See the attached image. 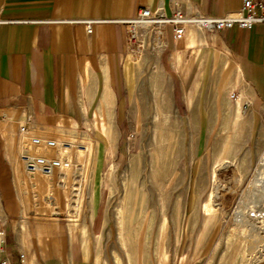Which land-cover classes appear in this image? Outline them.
<instances>
[{
    "label": "rangeland",
    "instance_id": "rangeland-1",
    "mask_svg": "<svg viewBox=\"0 0 264 264\" xmlns=\"http://www.w3.org/2000/svg\"><path fill=\"white\" fill-rule=\"evenodd\" d=\"M155 44L149 40L138 50L133 45L136 87L125 94V107L112 124L56 136L57 143H70L64 183L87 184L79 197L67 196L77 221L62 220L63 194L57 191L40 190L45 201L38 214L82 235L88 229L96 264H114L113 253L122 264H264V220L239 218L259 207L264 216V178L258 192L251 190L260 156L250 139L251 112L210 71L207 56L200 81L195 77L194 85L190 80L182 88L181 79L160 72L161 49ZM86 144L90 155L77 158ZM38 151L56 157L54 149ZM36 179L41 188L51 182L42 175ZM51 179L59 181L56 175ZM122 228L124 246L118 242ZM82 247L86 255L85 242Z\"/></svg>",
    "mask_w": 264,
    "mask_h": 264
},
{
    "label": "crops",
    "instance_id": "crops-1",
    "mask_svg": "<svg viewBox=\"0 0 264 264\" xmlns=\"http://www.w3.org/2000/svg\"><path fill=\"white\" fill-rule=\"evenodd\" d=\"M240 6L241 0H0V228L6 233L4 256L12 264L19 253L28 264H96L87 244L88 229L82 235L68 223L60 225L59 219L45 214L47 218L41 219L37 211L45 201L40 190L57 191L63 194L62 220L71 216L77 221V210L68 215L66 203H74L70 198L79 197L87 184L73 182L69 187L63 179L67 171L58 170L41 188L38 174L28 175L19 164V153L39 152L29 146V136L55 141L56 136L72 135L76 127L113 123L117 111L125 107V94L134 92L138 76L126 22L140 8L165 15L180 9L219 17ZM84 22H91L90 33ZM155 42L161 49L160 72L181 79L182 88L203 76L200 63L208 57L210 71L223 78L231 94L251 112L250 139L261 154L264 27H233L211 34L186 27L183 37L174 40L166 26ZM22 126L27 134L20 133Z\"/></svg>",
    "mask_w": 264,
    "mask_h": 264
},
{
    "label": "built area",
    "instance_id": "built-area-1",
    "mask_svg": "<svg viewBox=\"0 0 264 264\" xmlns=\"http://www.w3.org/2000/svg\"><path fill=\"white\" fill-rule=\"evenodd\" d=\"M130 27L128 32V40L136 49L143 48L148 41L154 42L159 38L166 26L171 27L172 37L179 40L183 37L185 29L192 26L199 31L217 32L237 27L239 29H250L254 25H262L264 27V0H241L240 9L232 14H225L219 17H212L198 12L186 13L180 9H175L170 15H165L161 11H151L146 8L138 9L136 16L127 21ZM87 33H90L91 22H84ZM148 35V36H147ZM264 53V49H263ZM264 82V79H263ZM234 97V94L231 95ZM20 133L27 134L26 127H20ZM60 143V144H58ZM56 142L51 139H41L39 137L29 136V146L35 150L47 151L54 149L58 157L50 158L41 154H31L26 150L19 153V159L28 175H42L49 177L55 170L70 167L71 163L66 158L64 148H68L70 143ZM264 143V140H263ZM62 148L60 150L57 147ZM61 151V153H59ZM256 172L264 171V150L260 154L255 165ZM249 213V216L261 217L258 210ZM6 233L0 228V264H12L5 253ZM15 264H28L24 254L19 253Z\"/></svg>",
    "mask_w": 264,
    "mask_h": 264
},
{
    "label": "bare ground",
    "instance_id": "bare-ground-1",
    "mask_svg": "<svg viewBox=\"0 0 264 264\" xmlns=\"http://www.w3.org/2000/svg\"><path fill=\"white\" fill-rule=\"evenodd\" d=\"M188 27H192V26H188ZM57 147H58V144H57ZM64 150V153H66V158H67V160L70 162V159H69V156H68V153H67V151H68V149L67 148H64L63 149ZM90 153H91V148H90V145H88V144H86L85 145V148L83 149V150H77L76 151V156H77V158H80V157H82V156H86V154H87V156H89L90 155ZM55 156L56 157H58V154L55 152ZM71 163V162H70ZM68 168L69 167H67V168H65V169H60L59 171H66V170H68ZM54 173V172H53ZM44 177V176H43ZM263 178H264V171H261V172H259V174L257 175V177L255 178V180H254V182H253V185H252V187H251V190H252V192L255 190V192L257 191L256 189L258 188V187H261V183H262V180H263ZM257 187V188H256ZM258 192V191H257ZM262 194H264L263 192H261ZM254 194H257V193H254ZM254 194H252V195H254ZM262 196V195H261ZM141 202V201H140ZM75 204H76V206H77V201H75ZM66 209L67 210H74L75 209V207L73 206V208H71L70 206H69V204H68V202L66 203ZM69 207H70V209H69ZM260 208V209H259ZM259 208H256L255 210H258L259 212H260V210H262L261 209V207H259ZM252 211H254V210H251L250 212H252ZM250 212H248V213H240L239 214V218H240V220L241 221H246L247 223H249V221H247V220H250L251 222L253 221V223L254 224H256V223H258V220H259V223H261L262 222V220H264V219H262L261 217L259 218V217H254L255 219H253V218H251L250 216H249V213ZM67 214H69L68 212H67ZM70 215V214H69ZM259 215H261V213L259 214ZM263 215V214H262ZM264 217V216H263ZM239 220V221H240ZM71 221H75V220H72L71 219ZM257 221V222H256ZM246 224V223H245ZM260 225H262V224H260ZM251 227H253V228H255L256 226H252V225H250ZM127 227H128V225H127ZM258 227V226H257ZM121 228V227H120ZM124 229L122 228V229H120V231H119V234H120V236H119V238H118V242L122 245V246H124V244H123V238L124 237H122V235H123V231ZM124 235H125V233H124ZM231 237V235H228L227 236V240H229V238ZM113 263L114 264H122V262H121V259H120V257L117 255V254H115V253H113Z\"/></svg>",
    "mask_w": 264,
    "mask_h": 264
}]
</instances>
